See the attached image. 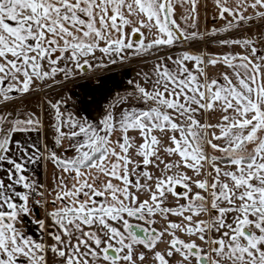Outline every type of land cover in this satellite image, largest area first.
I'll return each instance as SVG.
<instances>
[{
	"label": "snow or ice",
	"instance_id": "obj_1",
	"mask_svg": "<svg viewBox=\"0 0 264 264\" xmlns=\"http://www.w3.org/2000/svg\"><path fill=\"white\" fill-rule=\"evenodd\" d=\"M211 2L202 30V0H0V264H264V0ZM133 60L102 119L48 100L54 147L17 138L43 127L17 100Z\"/></svg>",
	"mask_w": 264,
	"mask_h": 264
},
{
	"label": "crops",
	"instance_id": "obj_2",
	"mask_svg": "<svg viewBox=\"0 0 264 264\" xmlns=\"http://www.w3.org/2000/svg\"><path fill=\"white\" fill-rule=\"evenodd\" d=\"M215 8L211 2V0H202V6L200 8V17H201V29L207 26V28L212 27H222L224 21L220 20L218 17L213 19V14L215 12ZM239 32H233L230 34H221L224 38H236ZM245 34V33H241ZM242 35V36H243ZM253 35V34H252ZM241 36V35H240ZM238 38V37H237ZM261 43V41H257ZM202 48L193 49L196 52L203 53H221L228 51V48H221L214 41L208 44H201ZM185 50L183 47H180L178 51H174L175 53H179L180 51ZM236 51H240L239 48H236ZM99 69H104L102 72V76L98 79V82L92 83L90 81L91 74L85 77L86 73H82V76H79L76 79H70L64 82L62 87H54L51 89L42 88L41 90L34 92L33 94L24 97L23 100L29 101L33 100L32 103L35 106H38V109H42V113L46 111L44 114L47 116V119L50 121V126L52 127V133L50 135L49 143L46 142L45 134L42 131L37 132H28L22 133L17 138L22 142H27L28 144L37 143V144H47L49 148L54 147L53 145V125H55V112L51 109L47 101L51 100L55 103L57 100L63 99L65 104L61 107V111L64 113H73L76 116L87 117L92 121H99L102 113L104 112L107 104L110 100L113 99L116 94L121 92H125L126 90H133L132 85L129 84V81H136L138 77V73L142 71H149L150 65L145 64L142 60H134L124 64H116L114 66L109 65L107 67L101 66ZM206 71L211 75H219L220 72L223 71L221 66L217 67H208ZM23 100H17L16 103L23 102ZM24 103V102H23ZM11 107V105H10ZM30 107V106H29ZM18 110L21 117L25 112H31L29 108L28 110ZM216 117L211 116L210 114H205V120L212 123L215 122ZM203 122V121H202ZM64 147H67V142L64 143ZM63 151V149H59ZM68 155H72L71 152ZM29 168L32 169V172L39 179V181L43 184L50 185L53 182V175L56 172V169L53 167L51 163L42 162L36 165H29ZM50 199V197H49ZM48 208H51V205H48ZM41 212V211H40ZM42 214V212H41ZM35 215V214H34ZM37 216V214H36ZM40 214L38 215V217ZM173 219H176L173 217ZM33 231L35 227L33 225L30 226ZM35 234L38 235L36 230H34ZM163 247V245H161Z\"/></svg>",
	"mask_w": 264,
	"mask_h": 264
},
{
	"label": "rangeland",
	"instance_id": "obj_3",
	"mask_svg": "<svg viewBox=\"0 0 264 264\" xmlns=\"http://www.w3.org/2000/svg\"><path fill=\"white\" fill-rule=\"evenodd\" d=\"M235 33V32H234ZM243 32H239V36H236V38H240L243 34H241ZM259 33H264V21H260V22H252V26L247 30V34L248 35H256V34H259ZM241 35V36H240ZM199 42H193V43H190L188 45V47L192 48V49H197V48H202L203 46L202 45H199L198 44ZM180 48V46H178L174 51H178V49ZM134 61V60H133ZM100 68V67H99ZM104 69H89L87 72H86V78L89 74H91V78H90V81L92 83H96L98 82V79H100V77L102 76V72H103ZM82 77H84L83 75H80ZM132 90H126L125 92H121L119 93L120 95H124L126 92H130ZM114 98V97H113ZM113 100V99H112ZM110 100V101H112ZM30 102H32L33 100H29ZM29 101H26V100H23V102H20V103H16V106H17V110H22L23 108H26L24 110H28L27 108H29L31 110V112H35L37 114V116H39L42 120V123H43V127L41 128L40 132L42 133V131L44 132L45 134V139H46V142L49 143V140H50V135L52 133V127L50 126V121L49 119H47V116L44 114L46 111H44L42 113V109H38V106H35L33 105L32 103H29ZM30 106V107H29ZM105 113V110L104 112L102 113L101 115V118L103 117ZM42 214H41V212ZM34 214L37 216L40 214V218H43L44 214H45V209L43 207H39V206H36L35 209H34ZM35 227L34 230H36V232L38 233V229L35 225H33ZM34 230L32 232H34Z\"/></svg>",
	"mask_w": 264,
	"mask_h": 264
},
{
	"label": "built area",
	"instance_id": "obj_4",
	"mask_svg": "<svg viewBox=\"0 0 264 264\" xmlns=\"http://www.w3.org/2000/svg\"><path fill=\"white\" fill-rule=\"evenodd\" d=\"M37 199H39V197H37Z\"/></svg>",
	"mask_w": 264,
	"mask_h": 264
}]
</instances>
